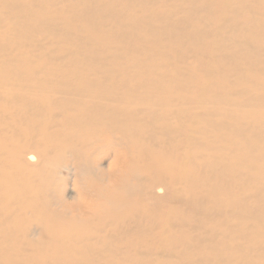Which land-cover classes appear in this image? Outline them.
<instances>
[{
  "label": "bare ground",
  "instance_id": "bare-ground-1",
  "mask_svg": "<svg viewBox=\"0 0 264 264\" xmlns=\"http://www.w3.org/2000/svg\"><path fill=\"white\" fill-rule=\"evenodd\" d=\"M0 264H264V0H0Z\"/></svg>",
  "mask_w": 264,
  "mask_h": 264
},
{
  "label": "rangeland",
  "instance_id": "rangeland-1",
  "mask_svg": "<svg viewBox=\"0 0 264 264\" xmlns=\"http://www.w3.org/2000/svg\"><path fill=\"white\" fill-rule=\"evenodd\" d=\"M108 163H104L103 165L106 166ZM67 198L75 197V192L72 190V187L69 188L66 194Z\"/></svg>",
  "mask_w": 264,
  "mask_h": 264
}]
</instances>
